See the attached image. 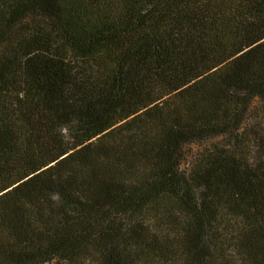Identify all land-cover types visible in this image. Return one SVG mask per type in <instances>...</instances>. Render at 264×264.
Segmentation results:
<instances>
[{
	"label": "trees",
	"instance_id": "obj_1",
	"mask_svg": "<svg viewBox=\"0 0 264 264\" xmlns=\"http://www.w3.org/2000/svg\"><path fill=\"white\" fill-rule=\"evenodd\" d=\"M0 264H264V0H0Z\"/></svg>",
	"mask_w": 264,
	"mask_h": 264
},
{
	"label": "rangeland",
	"instance_id": "obj_2",
	"mask_svg": "<svg viewBox=\"0 0 264 264\" xmlns=\"http://www.w3.org/2000/svg\"><path fill=\"white\" fill-rule=\"evenodd\" d=\"M196 149H197L196 146H191L189 148V155H188L187 161L185 162V165H188L190 163V161H191V154L194 153Z\"/></svg>",
	"mask_w": 264,
	"mask_h": 264
}]
</instances>
